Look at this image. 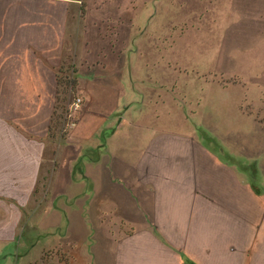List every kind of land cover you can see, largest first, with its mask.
<instances>
[{
	"label": "crops",
	"instance_id": "obj_1",
	"mask_svg": "<svg viewBox=\"0 0 264 264\" xmlns=\"http://www.w3.org/2000/svg\"><path fill=\"white\" fill-rule=\"evenodd\" d=\"M237 2L239 165L151 102L167 0H0V259L264 264V0ZM67 59L82 104L51 136Z\"/></svg>",
	"mask_w": 264,
	"mask_h": 264
},
{
	"label": "rangeland",
	"instance_id": "obj_2",
	"mask_svg": "<svg viewBox=\"0 0 264 264\" xmlns=\"http://www.w3.org/2000/svg\"><path fill=\"white\" fill-rule=\"evenodd\" d=\"M167 1L166 49L145 52L150 56L146 59L151 60V66L146 64L145 68V74H151V91L162 92L156 99L153 96L151 102L159 103L157 98L161 96L169 122L195 125L197 138L239 165L240 154L255 156V146L243 145H254L256 139L255 131L247 136L239 130L246 126L239 111L249 113L248 105L240 104L244 83L238 65L239 52L232 49L240 45L241 23L225 25L224 0ZM71 66L67 59L60 70L51 136L65 130L64 118L79 99L76 84H71ZM50 256L46 254L37 264H50ZM14 260L0 259V264Z\"/></svg>",
	"mask_w": 264,
	"mask_h": 264
},
{
	"label": "built area",
	"instance_id": "obj_3",
	"mask_svg": "<svg viewBox=\"0 0 264 264\" xmlns=\"http://www.w3.org/2000/svg\"><path fill=\"white\" fill-rule=\"evenodd\" d=\"M81 106V99H76L71 105L69 112L66 115V119L73 120L78 115Z\"/></svg>",
	"mask_w": 264,
	"mask_h": 264
},
{
	"label": "trees",
	"instance_id": "obj_4",
	"mask_svg": "<svg viewBox=\"0 0 264 264\" xmlns=\"http://www.w3.org/2000/svg\"><path fill=\"white\" fill-rule=\"evenodd\" d=\"M58 83H59V81H58ZM74 83H75V81L73 80V82H71V84H73L74 85ZM65 84H66V86H68L67 84H68V82L66 81L65 82Z\"/></svg>",
	"mask_w": 264,
	"mask_h": 264
}]
</instances>
